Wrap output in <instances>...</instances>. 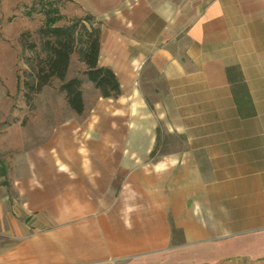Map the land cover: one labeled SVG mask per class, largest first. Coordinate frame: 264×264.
I'll return each mask as SVG.
<instances>
[{"label": "crops", "instance_id": "obj_1", "mask_svg": "<svg viewBox=\"0 0 264 264\" xmlns=\"http://www.w3.org/2000/svg\"><path fill=\"white\" fill-rule=\"evenodd\" d=\"M72 1L121 94L0 124V264H264V0Z\"/></svg>", "mask_w": 264, "mask_h": 264}, {"label": "rangeland", "instance_id": "obj_2", "mask_svg": "<svg viewBox=\"0 0 264 264\" xmlns=\"http://www.w3.org/2000/svg\"><path fill=\"white\" fill-rule=\"evenodd\" d=\"M80 8L72 0H0V124H19L21 119L24 125L50 123L53 112L60 113V119L66 117L67 104L58 81L46 87L41 97L38 95L33 108L26 105L23 75L31 53H23L22 43L38 42L40 30L48 26L51 18L57 19L54 27H68L90 16H80ZM71 66L72 74L85 76L77 55L73 56Z\"/></svg>", "mask_w": 264, "mask_h": 264}, {"label": "trees", "instance_id": "obj_3", "mask_svg": "<svg viewBox=\"0 0 264 264\" xmlns=\"http://www.w3.org/2000/svg\"><path fill=\"white\" fill-rule=\"evenodd\" d=\"M56 20L55 17L48 20V26L39 32L38 42L22 43L23 53H31L23 75L26 105L33 108L38 95L58 81L68 106L78 115L84 113L83 81L79 77L68 78L74 55L86 66L84 75L104 98H118L121 89L116 75L99 65L100 31L94 18L88 16L68 27H54Z\"/></svg>", "mask_w": 264, "mask_h": 264}]
</instances>
